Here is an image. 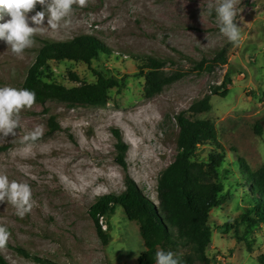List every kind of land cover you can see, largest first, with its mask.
<instances>
[{"label":"rangeland","instance_id":"374dc122","mask_svg":"<svg viewBox=\"0 0 264 264\" xmlns=\"http://www.w3.org/2000/svg\"><path fill=\"white\" fill-rule=\"evenodd\" d=\"M217 3L87 0L84 7L73 5L67 26L53 30L44 25V32L34 35V45L20 56L0 41V87L21 88L43 39L66 40L83 33L98 37L109 53L100 54L91 65L49 60L44 76L69 87L77 84L69 72L86 81H93L95 72L123 79L120 88L109 90L104 106L35 102L31 109L21 110L15 136H0V172L28 183L33 196V207L23 218L15 215L11 204L0 203V224L9 231L0 252L10 264H134L145 249L138 225L116 207L108 218H99L110 236L104 244L89 208L99 196L116 195L125 188V171L115 160V130L128 145L126 172L157 204V180L177 153L176 115L181 112L213 123L221 144L217 151L222 162L213 178L222 184L224 201L209 213L210 264H262L258 258L264 255V223L249 228L242 213L253 200L248 170L264 168V0H238L237 44L219 30ZM41 9L37 4L27 14L30 25V17ZM9 18L5 15L0 23ZM221 48L227 63L202 72L193 66L192 61L210 59ZM145 55L167 60L160 76L181 74L152 96L144 89L149 69L141 68L138 58ZM226 74L231 79L225 85L227 95L212 94ZM208 94L209 111L188 112L193 102ZM51 118L58 128L51 129ZM258 124L260 135L255 132ZM37 126L43 127V135L21 143ZM212 150L204 144L195 150L207 168Z\"/></svg>","mask_w":264,"mask_h":264},{"label":"trees","instance_id":"16d2710c","mask_svg":"<svg viewBox=\"0 0 264 264\" xmlns=\"http://www.w3.org/2000/svg\"><path fill=\"white\" fill-rule=\"evenodd\" d=\"M109 48L95 35L78 34L66 40L43 39L37 50L34 62L27 68L21 88L33 90L36 102L58 100L69 103L104 106L109 98L108 92L123 85V79L95 72L93 81H86L76 73L69 72L71 80L76 85L66 86L54 79L44 76L48 69V61L70 60L91 65L92 60L100 54H108ZM141 68L149 71L145 76V95L152 96L162 90V87L180 77L175 74L169 77L160 76L167 60L154 56H139ZM188 59V58H187ZM198 70L212 71L215 67L227 63L226 50L219 49L214 57L192 61ZM229 75L219 87H214L211 93L226 96L225 85L230 83ZM222 89V90H219ZM211 109L210 94L193 102L188 112L193 114L206 112ZM178 133L176 138L177 153L175 158L162 171L157 180V204L151 201L139 188L134 179L126 172L125 153L128 145L118 130H115L116 150L115 160L125 171V188L119 194H104L99 196L89 208V215L94 220L96 231L101 241L106 244L109 234L102 230L99 218H107L120 207L130 221L138 225L144 251L141 252L134 264H155V253L159 249L172 251L179 257L180 264H210L207 249L211 244L213 227L209 220L212 208L220 206L224 201L221 196L222 184L216 181L214 170L222 162L217 149L221 148L217 130L207 119H191L184 112L176 115ZM51 129L58 125L51 118ZM255 132L262 133L258 124ZM211 145L209 153L210 168L195 156L198 145ZM243 167H246L242 163ZM247 168V167H246ZM248 169V168H247ZM247 180L251 181L252 206L242 213V219L248 222L249 228L264 223V168L260 171H249ZM189 251V252H187ZM264 264V255L258 258ZM44 264H53L43 261ZM0 264H10L0 252ZM129 264V263H117Z\"/></svg>","mask_w":264,"mask_h":264},{"label":"clouds","instance_id":"9594fccd","mask_svg":"<svg viewBox=\"0 0 264 264\" xmlns=\"http://www.w3.org/2000/svg\"><path fill=\"white\" fill-rule=\"evenodd\" d=\"M238 0H218L214 6L216 21L220 32L231 43L240 41L241 32L236 23V4ZM87 0H0V19L5 15L10 18L0 23V41L11 48V52L20 56L25 49L34 45V35L44 32V25L55 30L67 26L73 5L86 6ZM39 4L42 9L30 17L27 14ZM213 6H209L211 15ZM45 17H47L45 23ZM36 102V94L27 88L10 86L0 87V136H15L21 126L22 109H31ZM44 133L42 126H37L23 136L21 143L35 142ZM7 202L15 208V215L23 218L33 207L32 190L28 183L10 180L0 172V203ZM9 237L7 227L0 224V248L4 247ZM155 264H180L179 257L172 251L159 249L155 253Z\"/></svg>","mask_w":264,"mask_h":264}]
</instances>
